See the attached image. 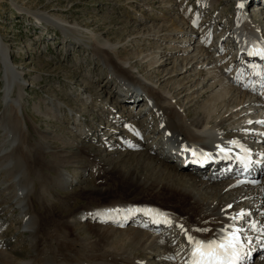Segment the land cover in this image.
Wrapping results in <instances>:
<instances>
[{
	"label": "bare ground",
	"instance_id": "1",
	"mask_svg": "<svg viewBox=\"0 0 264 264\" xmlns=\"http://www.w3.org/2000/svg\"><path fill=\"white\" fill-rule=\"evenodd\" d=\"M167 1L171 2V0H165V2ZM220 1L222 0H200V5H204L205 9L214 15ZM233 1V18L229 24L221 23L225 18L215 14L214 18H209L208 21L205 20L206 22L201 23V20H195L194 25L195 17L185 19L183 14L184 16L180 18L181 26L176 24L177 22H173L166 28L164 23L165 25H161V28L164 29L154 30L153 34L150 33L157 38L162 36L160 40L163 42L173 40V42H169L173 44L172 47L170 46L171 52L177 49L174 53L182 56L176 61L170 62L175 67L173 70L165 68L166 60L170 58L161 59L170 56L169 54L159 57H157L158 52L150 55L142 54L141 58L139 56L135 60L138 61L137 65L130 66L127 61H122L125 67L120 69L112 64L111 56L105 57L102 54V51L107 50L109 54L113 53L117 45H106L99 48L96 46L87 47L91 51V55L100 60L105 71L109 72V76L106 77L107 83H112L113 77L118 83L116 88H124L121 91L126 97L117 93L122 101L117 100L123 104L121 107H117V110L126 113L123 115L126 117L123 122L125 124L123 131L126 133L130 131L131 135L128 136V138L130 137L129 141H120L125 144L123 149L127 152L120 153L119 158L114 161V165L109 160L103 159V156L100 157L98 153L95 155L88 153L86 156L88 158L93 156L94 161L96 159L105 170L118 168L123 178H130L137 172L138 169L134 166L131 167L130 163L128 168L124 164L128 161L129 156L137 157L135 163L147 168L151 180L156 183L153 190L163 189L166 192L167 206L160 207L158 204L149 206L142 203L138 206L136 203L114 202L100 211L103 216H97L99 220L95 218L98 211H87L80 215V219L83 216L92 217L91 220H94V224H82L81 220L80 222L68 219L60 221L61 217H57L51 226H48L46 232H44L45 230L42 232L37 227V220L32 211L30 213L32 183L23 178L25 166L20 165L16 160L19 155L26 163L27 159L33 155L37 156V154H30L25 145L27 131L24 128L22 105L25 94L23 73L18 66L14 65L8 46L0 38V68L3 72L0 111V192L5 195V199L2 200L4 205L0 208V264H186L188 245L180 229L176 227L177 224L187 228L194 237L207 240L212 238L217 230L231 223L227 219L228 217L239 212L248 213V216L239 223V227L246 228L254 225L252 228L256 230L252 231L253 234L249 232L252 235L259 233L258 230L263 231L260 234V239L255 240L257 245L250 247L251 255L243 260V264H250L253 258H256L254 264H264V250L259 251L264 246V241H262L264 238V165L256 169L257 177L251 178L249 183H242L241 180L234 179L215 182L188 172V166L182 165V161L176 163L167 160L162 154L151 155V150L154 149H150L153 144V146H159V151H163L165 142L162 137L168 132L169 138L173 139L172 143L176 140L180 142L182 148L195 149L198 158H200L201 152L219 154L216 145L225 149L231 148V153L245 154L241 147L230 145V142L235 140L247 150V153L252 154L255 160L264 162V125L256 123L264 121V107L258 108L259 101L257 102L246 88H239L235 82H240V79L233 76L239 64L236 60L239 53L237 43L239 42L243 49L251 48L254 44L264 46V31L261 29V22L257 20L258 13L248 16L249 12H246L248 11L247 4L253 3L252 0ZM238 3H243L244 9L247 10L238 9ZM165 6H169L170 9L172 7L168 3H165ZM258 7L256 9H259ZM210 19L218 21L215 27L220 29L219 32L214 29L211 31L210 28H208L209 31H203L204 25L208 24ZM51 23L64 34L69 33L67 27L60 20L52 19ZM165 30L168 32L161 35L160 33ZM147 34L149 35V33ZM213 34H217L214 41V37L211 40ZM143 37L149 38L148 36ZM212 41L213 43H210ZM218 42L219 45H217ZM223 42L227 44L228 54L220 57ZM94 43L92 44L94 45ZM119 47L123 48V45ZM165 49L164 51H167ZM164 51L163 53H165ZM227 55H229V59H226ZM140 63L147 64L146 67L153 71L151 75L152 73L156 74L155 81H150V78L147 79L140 71L135 73ZM141 68L143 69L144 66ZM199 79H203V81L198 83ZM170 80L174 82L170 83ZM169 83L170 86H168ZM89 88H91L89 84L87 87L83 86V94H87L86 98L101 99L100 93H94L96 94L94 96ZM185 91L187 92L182 95ZM143 95L153 101V106L147 113L140 116L135 115L132 111L133 105L145 101ZM202 95L203 99L200 102L199 98ZM180 96L183 100L179 98ZM114 100H110L111 105L115 104ZM51 105L56 112L58 109H62L58 102L53 101ZM109 107L107 109L114 111L115 108L110 109ZM75 114L76 116L71 111L73 120L81 123L77 118L78 114L76 112ZM139 117H143V119L140 121ZM248 121L253 123L249 124ZM104 128H107V124ZM104 132L107 131L104 129ZM148 133L151 135L146 136ZM154 135L159 136V139H155ZM144 136H146L144 140L149 141L148 143L151 145L146 149L143 148L142 152L136 153L137 149H133V146L140 149V139ZM73 141L74 143L78 142ZM39 145L40 147L34 152L40 154L41 160L51 159L52 163H48L46 167L38 168V171L47 170L59 173L60 186L68 188L72 185L74 177L62 168L63 163L58 159L62 150H56L46 143ZM185 152L192 155L191 151ZM110 154H112L111 151L106 156ZM130 168L131 173L128 172ZM41 174H43L42 179L47 177L43 172ZM132 178L134 179V177ZM256 179H260L258 186L254 184ZM185 202L186 205H184ZM40 203L42 202L40 201ZM229 205L232 207L228 208ZM44 207L46 208V206ZM130 209L137 211L132 212L129 211ZM148 209L166 214L171 220L172 226L158 223L159 229L154 231L139 226L142 222L152 223L150 218L145 215ZM222 209H226V211H222ZM175 212L188 215L189 218L191 215L192 223ZM12 214L19 222L16 226H7ZM131 222L137 227L125 226ZM117 225H122V229L115 228ZM89 228L96 232L90 233ZM193 228H207L211 231L207 233L192 232ZM78 229L82 230L81 234L78 233ZM155 232L158 234L155 235ZM9 233L14 235V238L17 239L16 242H10L11 239L7 238ZM91 238L94 239L92 242L89 241ZM94 243H99L100 248L106 252L99 253L95 249ZM20 252H22L21 258H17V254Z\"/></svg>",
	"mask_w": 264,
	"mask_h": 264
},
{
	"label": "rangeland",
	"instance_id": "2",
	"mask_svg": "<svg viewBox=\"0 0 264 264\" xmlns=\"http://www.w3.org/2000/svg\"><path fill=\"white\" fill-rule=\"evenodd\" d=\"M169 2H165V0H0V38L8 46L14 65L22 71V78L25 83L22 105L24 128L27 131L25 145L28 149L26 148V150H29L30 154H37V156L33 155L27 159V164L19 155H17L16 160L20 165L25 166L23 178L32 183L30 213L32 211L37 220V227L42 232L44 230L46 232L48 226H51L57 217H61L60 221L68 219L80 222V215L83 212L102 211L103 208L101 207L109 206L114 202L121 204L136 203L138 206L141 203L149 206H152L151 204H158L160 207L167 206L166 192L163 189L153 190L156 183L151 180L147 168L135 163L137 157L129 156V162L124 163L127 168L134 166L138 169L132 176L134 179L132 177L123 178L116 167H114L115 170L113 168L105 170L96 159L94 161L93 156L87 157L88 153L91 155L98 153L100 157L103 156V159L109 160L114 165V161L119 158L120 153L127 152L123 149L125 144L120 141L123 137L131 135L130 131L127 133L123 131L125 128L123 122L126 120L123 115L126 113L117 110V107L123 105L117 100L119 98L117 93H119V89L123 90L124 88L118 87L117 89L118 83L113 77V82L107 83L106 77L109 76V72L105 71L100 60L93 57L88 48L117 45L113 53L110 52L111 54H109L107 50L102 51V54L105 57L111 56L112 64L120 69L125 67L122 61H127L130 66L137 65L138 61L135 60L139 56L141 58L142 54L150 55L158 52L157 57L169 54L170 56L161 59L170 58L166 60L165 68L169 70L172 68L173 70L175 67L170 62L176 61L182 56L174 53L177 49L171 52L170 48L173 44L169 42H173V40L163 42L160 40L162 36L157 38V36L150 35V33L153 34L152 31L164 29L161 28V25L165 24L168 28L173 22H177L176 24L181 26L180 18L184 15L185 19L195 17L200 19L201 23L209 20H204L206 17L214 18L215 14H218L216 16L222 15L225 18L223 22L226 21L227 24L233 18V0L220 1L214 15L211 11H207L204 5H200V0H171ZM165 3L171 4V9L169 6L166 7ZM39 16L41 17L39 18ZM263 17L264 14H259L257 20L261 22V29L264 31ZM52 19L60 20L67 27L69 33L64 34L59 28H56L51 23ZM217 22L210 19L208 24L214 25L215 28ZM208 24L204 25V29L207 30ZM212 29L213 27H211V31ZM217 30V32L220 31L219 28ZM166 32L168 30L160 34H166ZM216 36L217 34H213L211 40L213 37V41L216 40ZM172 37L174 36L172 35ZM219 44L218 42L217 45ZM121 45L123 48L119 47ZM223 47L226 49L225 42L222 44ZM163 48H166L167 51H164ZM141 64L137 66L135 73L140 71L147 79L150 78V81H155L154 76L156 74L152 73L151 75L153 71L146 67L147 64H142L145 69L141 68ZM2 74L0 68V111L3 87ZM202 81L203 79H199L197 82L201 83ZM169 82L174 81L170 80ZM87 84L91 87L89 91L94 96H96L94 93H100L101 99L97 100V97H92L91 100L86 98L87 94H83V86L87 87ZM202 97L203 95L200 97L201 99L199 98L200 102ZM179 98L181 99V96ZM111 99H116L114 100L115 104H110ZM53 101L62 106L58 112L51 105ZM142 102L133 105L132 111L135 115H143L139 114L144 107L141 106ZM108 106L110 109L115 108L114 111L107 109ZM71 111L75 116V112L78 114L77 118L81 123H74L75 120L71 116ZM138 119L141 121L143 117ZM138 119L137 121H139ZM80 124L81 126H78ZM106 124L107 128L104 129L107 132H104L103 127ZM84 126L89 128L91 140L84 135L82 131ZM112 130L118 132L115 133ZM104 134L106 135L105 139L102 138ZM150 135L151 133H148L146 136ZM144 139H140V149L133 146V149H137H135L136 153L142 152L143 148L146 149L147 146L150 147L149 141ZM155 139H159V136H155ZM73 140L78 142L74 143ZM41 141L56 150H62L58 159L63 163L62 168L74 177L72 185L68 188L60 186L58 182L59 173L47 170L38 171V168L46 167L48 163H52L51 159L41 160L40 154L34 152L40 147L39 144H42ZM106 142L110 145L107 146ZM133 149L131 150L133 151ZM150 149H154L151 150V155H160L159 146L152 144ZM109 151L112 154L106 156ZM41 172L47 177L42 179L43 174ZM128 172L131 173V168ZM141 180L142 182H140ZM38 192L40 193L38 194ZM4 196L0 192V208L4 205L2 203V200L5 199ZM181 216H184L183 218L187 221L189 219L188 222L192 223L191 215L190 218L183 213ZM91 218H89L90 222H93ZM18 222L19 220L12 214L7 226H16ZM81 223L87 224L89 220L82 219ZM92 231L89 228V232ZM81 232L82 230L78 229V233L81 234ZM7 235V238L11 239V243L17 241L14 235H10V233ZM93 240L91 238L89 241L92 242ZM94 245H96L95 249L99 253L106 252L100 248L99 243H94ZM21 255L22 252L18 253L17 258H21ZM255 260L256 258H253L250 264H254Z\"/></svg>",
	"mask_w": 264,
	"mask_h": 264
},
{
	"label": "snow or ice",
	"instance_id": "3",
	"mask_svg": "<svg viewBox=\"0 0 264 264\" xmlns=\"http://www.w3.org/2000/svg\"><path fill=\"white\" fill-rule=\"evenodd\" d=\"M238 9H243L244 4L238 3ZM194 25L196 21H193ZM249 57H257L261 60H264V46L259 44H254L247 52ZM252 75L258 77L261 81L260 87L264 88V70L260 68L258 65H252ZM255 89L253 88V91ZM249 124L253 123L252 121H248ZM256 123L264 125V121H257ZM230 145L241 147V150L245 152V156L240 157L237 156L236 159L240 161L245 170H247L249 163L251 161L247 158V150L238 144L237 141L233 140L230 142ZM218 153L223 155L224 158H231V148L225 149L220 145H216ZM183 151H191L192 156H197V152L195 149H189L184 147ZM200 159L202 161H206L209 159L208 153L201 152ZM232 206L229 205L228 208ZM129 211L135 212L137 210L130 209ZM222 211H226V209H222ZM110 214V213H109ZM101 213H97V216H101ZM152 223H163L169 227L172 226L171 220L161 211L148 209L145 212ZM248 216L246 212H239L233 216L228 217L227 219L231 221L227 226L223 227L220 230H217L213 237L207 240L200 239L194 237L190 234L189 230L185 228L183 225L177 224L176 227L180 229L181 234L184 236L188 245V259L186 264H236L241 258V253L243 251V243L241 241V237L243 234V228L239 227V223L243 221ZM122 226V225H121ZM254 227V225H252ZM192 232L198 233H207L211 231L207 228H193ZM247 239V237H245Z\"/></svg>",
	"mask_w": 264,
	"mask_h": 264
}]
</instances>
